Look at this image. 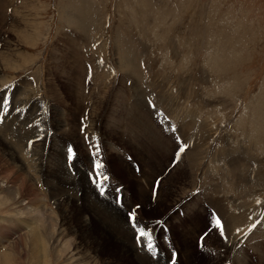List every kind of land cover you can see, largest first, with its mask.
<instances>
[{
	"label": "rangeland",
	"instance_id": "1",
	"mask_svg": "<svg viewBox=\"0 0 264 264\" xmlns=\"http://www.w3.org/2000/svg\"><path fill=\"white\" fill-rule=\"evenodd\" d=\"M7 2V8L0 4V18L5 17L0 19V100H10L9 113L0 117V264H28L29 249L35 254L32 264H169L173 251L178 264H264V0ZM79 18L76 31L69 23L79 24ZM126 100L136 112L125 108ZM86 115V131L81 132ZM186 118L194 119L192 130L184 125ZM131 119L142 126L135 141L123 125ZM85 136L94 137L98 155L92 154ZM177 136L187 145L181 167L173 165ZM69 147L72 161L67 159ZM145 149L160 158L137 222L153 229L155 256L138 245L128 220L132 202L143 199L140 185L149 181L138 157ZM233 150L241 161L237 164L245 159L247 167L246 172L240 167L239 178L229 173ZM188 153L191 166L185 165ZM93 157L102 159L100 171L110 177L104 195L89 179ZM218 165L226 170L218 175L230 179L224 186L234 194L229 209L218 212L226 219V238L214 228L209 206L196 210L189 222L199 223L192 254L197 260L188 263L189 254L183 259L186 233L191 236L189 230L194 233L197 225L186 228V208L187 213L193 210L198 181ZM185 180L193 185L183 191ZM217 192L214 205L222 207L225 192ZM117 195L122 197L119 204ZM158 196H164L165 208L155 203ZM177 197L186 200L176 206L182 209L178 217L184 229L175 223L178 210L167 205ZM22 201L27 205L15 206ZM20 208L27 209L26 215H18ZM52 222H57L53 236ZM33 224L48 241L55 240L46 259L40 243L32 245Z\"/></svg>",
	"mask_w": 264,
	"mask_h": 264
},
{
	"label": "bare ground",
	"instance_id": "2",
	"mask_svg": "<svg viewBox=\"0 0 264 264\" xmlns=\"http://www.w3.org/2000/svg\"><path fill=\"white\" fill-rule=\"evenodd\" d=\"M9 1H11V0H9ZM79 2V1H78ZM2 3H3V6L5 7V8H7V4H8V2H7V0H0V4L2 5ZM10 3V2H9ZM11 5L13 4V3H10ZM80 4V3H79ZM73 6V5H72ZM70 8V7H69ZM1 11V10H0ZM74 11H77L76 9L74 10ZM2 15V14H1ZM74 15V14H73ZM75 17V16H74ZM4 14L1 16V20H4ZM72 19V18H71ZM70 19V20H71ZM77 18H75V20H76ZM67 20H69L68 18H67ZM81 19L79 18V24H77V21H74L73 23H71L73 20H71L70 21V25H72V27H73V29L74 30H76V31H78V29H80V26H81V24H80V21ZM75 22H76V24H75ZM1 25V24H0ZM69 27V26H68ZM54 54V53H53ZM75 57H74V60H75V62H77V60H78V62L81 60V57H79L78 55H74ZM121 58V57H120ZM125 58L124 57H122V59H121V68H122V70H124V72H126L127 70H128V68H127V66H126V63H125V60H124ZM68 60H69V58H68ZM68 62V61H67ZM78 64V63H77ZM133 64H135V66L133 65ZM132 65L134 66V69L137 71V67H138V65H137V63L134 61L133 63H132ZM80 67V66H79ZM71 70V69H70ZM72 73H73V68H72V71H71ZM74 73H76V68H75V70H74ZM76 74H78V73H76ZM75 74V75H76ZM74 75V74H73ZM76 77V76H75ZM139 77V76H138ZM141 78L139 77V79L137 78V80L140 82L141 80H140ZM123 102V101H122ZM125 103V108H132L133 107V105H129V101L128 100H126V102H124ZM122 105V104H121ZM134 108V107H133ZM133 108L132 109H128V110H131L132 112L133 111H135V109L133 110ZM120 110V109H119ZM119 112V111H118ZM125 112H127V111H125ZM136 112V111H135ZM134 112V113H135ZM133 113V114H134ZM126 114V113H125ZM132 114L130 113V115L129 116H131ZM136 115V114H135ZM123 117V119H125V118H127L128 119V115H127V117L126 116H122ZM122 119V118H121ZM120 119V120H121ZM132 119H133V117H132ZM131 119V120H132ZM135 119H136V117H135ZM119 120V121H120ZM136 120H138V117H137V119ZM194 120V119H193ZM191 118H186V122H185V124L184 125H186V127H188L190 130H192V126H193V124H194V121H193ZM132 121H134V120H132ZM130 122V121H125L124 123H123V125L124 126H126V127H124V130H125V132H127V134H128V137L130 138V140L131 141H135L136 139H137V133H136V130H140L141 129V127L142 126H139V127H137L138 126V122H136V121H134V122ZM122 122H123V120H122ZM139 125H141V123H139ZM119 126V125H118ZM120 127V126H119ZM128 127V128H127ZM138 132V131H137ZM145 132H147V129H145ZM91 134V133H90ZM111 134V133H110ZM80 135V134H79ZM34 136V135H33ZM91 136V135H90ZM72 137V136H71ZM158 137L159 136H155L154 135V139H158ZM96 138V137H95ZM117 138V137H116ZM112 139V138H111ZM20 140V139H19ZM73 140V139H72ZM82 140V139H81ZM120 140V139H119ZM83 141V140H82ZM82 141H80L79 140V142H82ZM84 141H85V139H84ZM83 141V142H84ZM94 141V140H93ZM107 141V140H106ZM98 142V141H97ZM87 143V142H86ZM105 143V142H104ZM116 143V142H115ZM122 143V142H121ZM155 143V142H154ZM259 143V142H258ZM88 144V143H87ZM86 144V145H87ZM102 144V143H101ZM100 144V145H101ZM117 144V143H116ZM137 144V143H136ZM85 145V146H86ZM103 145V144H102ZM119 145V144H118ZM155 145V144H154ZM121 146V145H120ZM159 146H160V144H159ZM79 148V147H78ZM90 148V147H89ZM124 148V147H123ZM152 148H154V147H152ZM159 148V147H158ZM233 148V147H232ZM119 149H121V148H119ZM118 149V150H119ZM134 149V148H133ZM161 149V148H160ZM125 150V149H124ZM161 150H163V149H161ZM91 151V150H90ZM89 151V152H90ZM120 151V150H119ZM141 151H142V149H141ZM143 151H145V154H141L140 156H138L139 157V159H141L142 160V162L144 163V167H143V170L142 171H144V175L147 177V181H148V184L147 185H140V187H139V192H140V195H141V197H143V199H141V200H139V201H136V202H132V204L134 205V206H136L137 204H140V203H142V202H144V196H147V195H150L151 194V191H152V184H153V181H154V179L153 178H155L158 174V168H157V163L156 162H158V159L160 158L159 157V153L158 152H155L154 153V151L153 152H149V151H147L146 149L145 150H143ZM191 151V150H190ZM234 151V150H233ZM80 152V151H79ZM82 152V151H81ZM80 152V153H81ZM85 152V151H84ZM88 152V153H89ZM232 152V151H231ZM36 153H37V151H36ZM135 153V152H134ZM187 153V152H186ZM234 153H235V161H233L232 160V163H231V168H229L231 171L229 172L230 173V175L231 174H233L235 177H240L241 176V172H243V171H245L246 172V169H247V167H245L244 165H245V163H244V161H245V159H243L244 161H243V165L241 164V165H239V164H237V163H240V162H238V160H239V155L234 151ZM161 154V153H160ZM164 154H166V153H164ZM4 155V154H3ZM84 155H85V153H84ZM92 155V154H91ZM126 156V155H125ZM167 156V155H166ZM165 156V157H166ZM35 157V156H34ZM41 157V156H40ZM168 157V156H167ZM231 157H232V155H231ZM94 158V157H93ZM97 158V157H96ZM95 159V158H94ZM169 159V158H168ZM187 159L188 160H186L185 161V165L187 164H189L190 166H191V163H190V156H189V153H188V157H187ZM252 159V158H251ZM250 159V160H251ZM100 160V159H99ZM222 160V162H224V159H221ZM228 160H230V159H228ZM65 161H66V159H65ZM101 162H102V159H101ZM180 163V162H179ZM252 163V162H251ZM138 163H136V165H137ZM181 164V163H180ZM179 164V166L181 167L182 165H180ZM182 164H183V161H182ZM249 164V163H248ZM57 165V164H56ZM78 165V164H77ZM184 165V164H183ZM138 166V165H137ZM229 166V165H228ZM246 166H247V164H246ZM80 167V166H79ZM179 167V168H180ZM188 167V166H187ZM214 167H216V166H214ZM218 167H219V165H218ZM214 168L213 170L215 171L213 174L212 173H208L207 172V175L205 176V177H203L202 179H200L199 181H198V190H199V193H198V196L197 197H194L193 198V200L191 201L192 203H193V205H190V206H193L192 208H193V210L191 211V212H188L187 213V208H186V218L184 219V220H187L188 221V223L186 224V228L188 229L189 227H192V229L195 227V225H197V224H199V223H195V224H192V223H190L189 221H190V219L193 217L192 215H193V213L196 211V210H198L197 212H200V211H204V208L206 209V207L207 206H209L210 208H211V210L216 214V215H218V212H220V213H222V211H223V209H224V207H226V208H228L229 209V207H230V205H228V203H230V199L233 197L234 198V194H233V191L231 192L230 191V188H229V186L228 185H226V187L224 186L225 184H227L229 181H230V179H228L227 178V175L226 174H223L222 176H219L218 175V173L219 172H222V171H226L225 170V168H221V166L219 167V168ZM240 167L242 168L243 167V171H241L240 172ZM62 168V167H61ZM82 167H80V169H81ZM250 168V167H249ZM87 169V168H86ZM177 169V168H176ZM188 169V168H187ZM216 169H218V170H216ZM59 170H60V168H59ZM58 170V171H59ZM54 171V170H53ZM55 171H56V169H55ZM5 172V171H4ZM57 172V171H56ZM182 173V172H181ZM241 173V174H240ZM248 173V172H247ZM53 174V173H52ZM64 174V173H63ZM251 174V173H250ZM59 175V174H58ZM60 175H61V172H60ZM59 175V176H60ZM176 177H177V175L176 174H174ZM247 175V174H246ZM52 176V175H51ZM62 176V175H61ZM56 177H58V176H56ZM181 177V176H180ZM179 177V178H180ZM190 177V176H189ZM217 177V178H216ZM231 177V176H230ZM14 178V177H13ZM52 178V177H51ZM87 178V177H86ZM167 178V177H166ZM188 178V177H187ZM0 179H2V178H0ZM58 179H60V178H58ZM136 179V178H135ZM169 179V178H168ZM183 179V178H182ZM232 179V178H231ZM236 179V178H235ZM60 180H62V179H60ZM139 180V179H138ZM166 180V179H165ZM57 181V180H56ZM66 181H68V180H66ZM70 181V180H69ZM172 181V180H171ZM181 181V180H180ZM190 181V180H189ZM233 181V180H232ZM239 181H241L242 182V179L240 180L239 179ZM239 181H237V183H239ZM60 182V181H59ZM170 182V181H169ZM175 182V181H174ZM217 182V183H216ZM26 183V182H25ZM64 183V182H63ZM80 183V182H79ZM139 183V182H138ZM140 183H142L141 182V180H140ZM164 183V182H163ZM66 184H68V183H66ZM78 184V183H77ZM76 184V185H77ZM81 184V183H80ZM166 184V183H165ZM180 184V183H179ZM240 184V183H239ZM70 185V184H69ZM69 185H67V187L69 186ZM72 185V184H71ZM161 185H164V184H161ZM193 185V182L191 183V185H189V182H187V180H185L184 182L182 181L181 182V186H182V190L183 191H185V190H188L189 188H191V186ZM60 186V185H59ZM62 186V185H61ZM60 186V187H61ZM65 186V185H64ZM75 186V185H74ZM168 186V185H167ZM172 186H173V184H172ZM9 187V186H8ZM51 187V186H50ZM53 187V186H52ZM56 187V186H55ZM60 187H59V189H60ZM80 187V186H79ZM78 187V188H79ZM31 188V187H30ZM76 188H77V186H76ZM164 188V187H163ZM162 188V189H163ZM181 188V187H180ZM69 189V188H68ZM73 189H75V187L73 188ZM80 189H82V188H80ZM85 189V188H84ZM218 189H221L222 191H224L225 193H224V196H223V201H224V204L225 205H223L222 207H218V206H215L214 205V200H215V197L218 195V192H217V190ZM56 190H58V189H56ZM79 190V189H78ZM169 190V189H168ZM11 191V190H10ZM51 191H53V190H51ZM64 191V190H63ZM77 191V190H76ZM80 191V190H79ZM84 191V190H83ZM19 192V191H18ZM17 192V193H18ZM54 192H56V191H54ZM58 192V191H57ZM71 192V191H70ZM78 192V191H77ZM160 192H161V190H160ZM80 193V192H79ZM229 193H232V195H230ZM56 194V193H55ZM18 194H16L15 195V197L17 196ZM37 195V194H36ZM65 195V194H64ZM66 195H68L67 193H66ZM70 195H72L71 193H70ZM134 195V194H133ZM57 195H55V197H56ZM61 196H63L62 194L60 195V197H59V195H58V197L59 198H61ZM81 196V195H80ZM84 196H85V194H84ZM83 196V197H84ZM160 196V195H159ZM158 196V201H156L155 203L159 206V207H163L164 206V204H163V197H159ZM244 196V194L242 195V197ZM89 197V196H88ZM135 197V196H134ZM187 197H189V196H187ZM18 198V197H17ZM57 198V197H56ZM71 198V197H70ZM190 198V197H189ZM244 198V197H243ZM58 199V198H57ZM80 199V198H79ZM88 199V198H87ZM174 200L169 204H167L168 206H173L174 208H175V210L177 209L178 211L176 212V213H178V212H180L182 209H179L178 207H176L177 205H185V201L186 200H183L181 197H177L176 199L175 198H173ZM188 199V198H187ZM35 200H37V199H35ZM54 200V199H53ZM82 200V199H81ZM91 200V199H90ZM21 201V200H20ZM76 201V200H75ZM189 201V200H188ZM187 201V202H188ZM24 203V204H23ZM39 203V202H38ZM65 203V202H64ZM67 203V202H66ZM82 202H80V204H81ZM84 203V202H83ZM31 204V203H30ZM63 204V203H62ZM61 204V205H62ZM68 204V203H67ZM231 204V203H230ZM19 205L20 206H25V205H27V203H25V202H23L22 201V203L21 202H19V203H16L15 204V206L17 207H19ZM60 205V206H61ZM89 205V204H88ZM65 205H63V207H64ZM73 206H75V204L73 205ZM76 207V206H75ZM23 208V207H22ZM49 208V207H48ZM47 208V209H48ZM61 208V207H60ZM65 208H66V206H65ZM90 208V207H89ZM95 209H96V207H94ZM93 208V209H94ZM164 208H165V206H164ZM171 208V207H170ZM18 209V208H17ZM21 209V208H20ZM43 209H44V207H43ZM64 209V208H63ZM80 209V208H79ZM27 209H24V210H18L17 212H19L18 213V215H20V217L21 216H23V214H25V212L24 211H26ZM49 210V209H48ZM97 210V209H96ZM168 210V209H167ZM180 210V211H179ZM63 211V210H62ZM80 211V210H79ZM35 212V211H34ZM33 212V213H34ZM55 212V211H54ZM53 212V213H54ZM63 212H66V211H63ZM89 212V211H88ZM91 212V211H90ZM99 212H101V211H99ZM109 212V211H108ZM108 212H106V214L108 213ZM196 212V213H197ZM32 213V214H33ZM47 213H52V212H47ZM84 213V212H83ZM182 212H180V214H181ZM35 214V213H34ZM55 214H56V212H55ZM55 214H52L51 216H54ZM82 214V213H81ZM105 214V213H104ZM26 215V214H25ZM49 215V214H48ZM108 215H109V213H108ZM222 215V214H221ZM47 216V215H46ZM85 217H86V215H84ZM100 216H103V214H101ZM105 216V215H104ZM179 213L177 214V221L175 222L176 224H177V227L179 228V229H184V224H182V222H181V219H179ZM82 217V216H81ZM80 217V218H81ZM99 218V217H98ZM220 219H221V222H222V224H224L225 223V221H226V219H222V216L221 217H219ZM53 219V218H52ZM50 220V219H49ZM104 220V219H103ZM102 220V221H103ZM107 220V219H106ZM111 220V219H110ZM23 221V220H22ZM34 221V220H33ZM53 221V220H52ZM55 221V220H54ZM32 222V221H31ZM96 222V221H95ZM111 222H112V225H114L115 224V222L113 221V220H111ZM20 223H22V222H20ZM26 223V222H25ZM33 223V222H32ZM53 223V222H52ZM55 223H57V222H55ZM55 223H53L51 226H50V231H51V235L53 234L54 235V229H56V224ZM100 223H101V221H100ZM106 223V222H105ZM45 224V223H44ZM92 224V223H91ZM22 225V224H21ZM31 225V224H30ZM103 225V224H102ZM16 226V225H15ZM25 226V225H24ZM111 226V225H110ZM30 227V230L32 229V227L31 226H29ZM107 227H108V225H107ZM115 227V226H114ZM42 228V227H41ZM198 228V230H196ZM22 229V228H21ZM24 229H26V228H24ZM118 229V228H117ZM196 229L194 230V233L192 232V230H189L190 232H191V236H189L188 235V232L186 233V242H185V245H186V247H187V251L186 252H184V255H183V259L186 261L187 260V255L189 254V256H191L187 261H188V263H189V261H190V259H195V257L196 256H192V254H193V252H194V246L196 245V243H197V240H198V238H199V236H200V234H199V226L197 225L196 226ZM201 229V228H200ZM42 230H44V229H42ZM47 230H49V229H46V231ZM178 230V229H177ZM24 231V230H23ZM33 231H34V240H32V245L33 246H39L40 247V245H41V247H43V252H44V256L45 257H43V258H45L46 259V256H47V248L50 246V242H52V241H55L53 238V240L51 239V240H49L48 241V239L47 238H45V235L44 234H41L40 232H42L40 229H38L37 230V227L33 224ZM40 231V232H39ZM45 231V230H44ZM107 231H108V229H107ZM105 232V231H104ZM22 233V232H21ZM97 233V232H96ZM102 233V232H101ZM199 234V235H198ZM50 235V234H49ZM52 235V236H53ZM102 235V234H101ZM114 235V234H113ZM24 236V235H23ZM105 236V235H104ZM179 236V235H178ZM49 237V236H48ZM61 237V236H60ZM100 237V236H99ZM109 237V236H108ZM27 238V237H26ZM36 238H38V239H36ZM55 238V237H54ZM107 238V237H106ZM256 238V237H255ZM40 239H43L41 242H40ZM60 239V238H59ZM68 239V238H67ZM127 239V238H126ZM258 239V238H257ZM37 240V241H36ZM105 240V239H104ZM110 240V239H109ZM115 240V239H114ZM123 240V239H122ZM254 241H255V239H253ZM120 241V240H119ZM251 241V240H250ZM90 242V241H89ZM122 242V241H121ZM127 242V241H126ZM39 243H40V245H39ZM57 243H58V241H57ZM63 244H64V242H63ZM70 244V243H69ZM184 244V243H183ZM27 245V244H26ZM68 245V244H67ZM30 246V245H29ZM58 246V245H57ZM84 246H86V245H84ZM88 246V245H87ZM180 246H182V245H180ZM59 247V246H58ZM61 247V246H60ZM64 247H65V245H64ZM32 248V247H31ZM68 248H70V247H68ZM94 248V247H93ZM27 249H29V248H27ZM53 249V248H52ZM87 249V248H86ZM126 249V248H125ZM35 250V249H34ZM65 250V249H64ZM96 250V249H95ZM182 250V249H181ZM13 251V250H12ZM24 251V250H23ZM28 251V259H25V261H27L28 262V264H32V260L33 259H35L34 258V256L33 255H35L34 253H31V250L29 249V250H27ZM88 251V250H87ZM25 252V251H24ZM34 252V251H33ZM56 252L57 253H55V260H57V258H58V255L60 254L57 250H56ZM61 252V251H60ZM90 252V251H89ZM35 253H36V251H35ZM94 253V252H93ZM27 254V253H26ZM33 254V255H32ZM38 254V253H37ZM83 254H85L86 255V253H85V251H84V249H83ZM40 255V254H39ZM25 256H27V255H25ZM43 256V255H42ZM51 256V255H50ZM32 257H33V259H32ZM39 257V256H38ZM37 257V258H38ZM81 257V256H80ZM25 258V257H24ZM41 258V257H40ZM93 259H94V257H93ZM130 259V258H129ZM44 260V259H43ZM89 260V259H88ZM195 260H197V258L195 259ZM34 261V260H33ZM42 261V260H41ZM93 261V260H92ZM143 261V260H142ZM89 262V261H88ZM90 263V262H89ZM142 263V262H141ZM38 264H41V262H38ZM42 264H46L45 263V261H43V263ZM91 264V263H90ZM95 264V263H94ZM157 264H158V262H157Z\"/></svg>",
	"mask_w": 264,
	"mask_h": 264
},
{
	"label": "snow or ice",
	"instance_id": "3",
	"mask_svg": "<svg viewBox=\"0 0 264 264\" xmlns=\"http://www.w3.org/2000/svg\"><path fill=\"white\" fill-rule=\"evenodd\" d=\"M6 90L7 89H5V91ZM9 105H10V100L7 96L3 97V99L0 100V117H5L9 113L10 111ZM149 107L155 109V105L151 101H149ZM16 111L19 112L20 109L17 108ZM84 119H87V115L81 121V124H82L81 132H85L86 127H87L83 122ZM171 131L177 132V128L175 126H172ZM37 139H41V137L38 136ZM93 140H94V137L85 136V141L91 144L92 154L98 155L100 153V148L98 145L93 143ZM176 140H177L178 147H177V150L175 151V156L173 159L174 166H178L182 158V155L187 150V145L181 140L179 136H177ZM33 143H34L33 141H29L30 145ZM67 151H68L67 159L68 161H72L74 159V154H73L74 150L71 147H69ZM103 168H104L103 163L100 162L98 159H94L92 170L89 173V179L91 183L99 190V193L101 195L105 194L106 189L104 185H105V182H107L110 179V177L107 174L100 171ZM158 184H159V181H157V185ZM121 191L122 189L120 188L116 189L117 193H120ZM156 194H157V189L154 187L153 188V198H155ZM116 200H117V204H119L122 201V197L120 195H117ZM140 207L141 206L137 204L134 207V209L128 213V220H129V223L131 224V227L135 230V233H136L135 238H136L138 245H144L147 251L151 253L153 256H155L157 246L153 243V235H152L153 229H146L145 227L140 226L137 222V210H139ZM213 220H214V225H213L214 228L219 230L221 237L226 238L224 226L222 225L221 219L215 213L213 214ZM161 223L162 221L160 220L157 221L158 225ZM255 227H256V224H253L252 229H254ZM252 229H249V231H252ZM169 264H178V254L175 251H173L170 255Z\"/></svg>",
	"mask_w": 264,
	"mask_h": 264
}]
</instances>
